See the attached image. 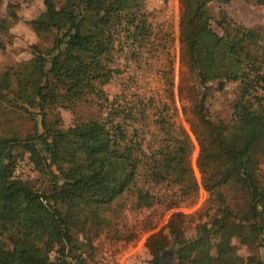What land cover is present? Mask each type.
Listing matches in <instances>:
<instances>
[{
    "label": "trees",
    "instance_id": "trees-1",
    "mask_svg": "<svg viewBox=\"0 0 264 264\" xmlns=\"http://www.w3.org/2000/svg\"><path fill=\"white\" fill-rule=\"evenodd\" d=\"M142 1L58 0L55 6L45 0L44 10L29 23L49 44L32 46V57L13 77L2 74L0 98L10 92L15 102L37 107L40 128L22 138L0 135V264H84L73 254L72 232H85L88 220L100 219L99 210L137 181L139 145L122 123H113L119 116L131 119L130 114L111 109L105 120L62 129L46 123L42 111L70 110L90 96L105 100L102 86L116 73L114 44L122 35L133 41L147 35ZM231 1L177 0V58L187 72L177 92L186 98L182 113L198 148L199 185L214 207L190 238L181 214L170 215L148 234L143 247L152 264H161L163 252L171 255L166 264H264L253 254L239 257L231 244L237 239L264 254V186L257 172L264 157V36L222 11L212 16L211 3ZM228 84L235 87L225 123L208 113L205 102L211 87L220 92ZM165 134L166 144L149 158L147 173L191 196L197 183L189 136L182 127H167ZM24 154L39 176L36 187L13 177ZM231 196L240 200L239 209L228 202ZM137 202L151 203L146 194Z\"/></svg>",
    "mask_w": 264,
    "mask_h": 264
},
{
    "label": "rangeland",
    "instance_id": "rangeland-1",
    "mask_svg": "<svg viewBox=\"0 0 264 264\" xmlns=\"http://www.w3.org/2000/svg\"><path fill=\"white\" fill-rule=\"evenodd\" d=\"M51 1L57 5L58 0ZM45 6V0H0V78L5 73L13 77L12 72L19 64L32 57V46L41 49L48 46L49 39L37 36L29 26ZM142 6L147 35L141 41L122 35L114 44L111 66L116 73L102 86L105 100L97 101L90 96L70 110L51 107L42 111L46 123L62 129L92 118L105 120L111 109L124 111L132 117L121 119L119 116L113 123H122L126 134L139 145L142 163L137 181L118 200L99 210L100 219L88 220L85 232H72L76 246L73 254L84 264H152L149 252L143 247L148 234L161 228L170 215L181 214L184 235L190 238L197 224L206 220L214 207L199 185L200 174L195 167L198 148L189 133L187 117L182 113L187 105L186 98L177 92L179 81L187 78L177 58V0H143ZM218 11L244 27L257 29L264 36V5L257 0L211 3L213 17ZM234 87L228 84L220 92L211 87L205 102L208 113L225 123L230 122ZM261 105L264 111V100ZM40 114L37 107H29L20 100L15 102L8 92L6 97L0 98V135L20 138L31 135L40 128ZM167 127H182L191 141L189 162L197 183L191 196H185L169 182H156L147 173L149 158L166 144ZM257 172L264 186V157L258 162ZM13 177L33 181L34 187L37 186L39 176L28 163L26 154L15 166ZM139 194H146L151 203L140 206ZM228 202L240 208L236 196L228 197ZM231 244L241 258L250 254L264 258L263 250L257 246H242L237 239ZM170 258L168 252H163L161 264H166Z\"/></svg>",
    "mask_w": 264,
    "mask_h": 264
}]
</instances>
